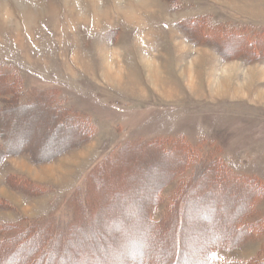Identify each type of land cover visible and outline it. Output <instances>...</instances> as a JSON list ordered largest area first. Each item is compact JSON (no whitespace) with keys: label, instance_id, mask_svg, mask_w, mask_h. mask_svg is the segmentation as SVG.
<instances>
[{"label":"rangeland","instance_id":"374dc122","mask_svg":"<svg viewBox=\"0 0 264 264\" xmlns=\"http://www.w3.org/2000/svg\"><path fill=\"white\" fill-rule=\"evenodd\" d=\"M146 60L156 73H148ZM0 70L20 79L23 94L53 91L49 103L75 112L85 128L81 133L82 126L73 123L59 130L58 120L42 105L45 119L29 107L3 118L0 226L21 218L64 217L70 192L126 142L180 139L202 156L211 152L234 176L200 170L190 186V199L199 196L194 202L198 208L184 214L182 232L191 241H183L181 255L188 264H199L202 247L216 240V231L228 234L230 220L244 208L252 209L249 199L255 189L250 180L264 186V0H0ZM43 98L37 103H44ZM24 146L27 151L19 149ZM125 156V166L105 170L100 185L90 189L96 193H90V205L107 208L108 216L99 210L86 237L76 232L63 253L66 259L61 257L58 264H81L67 254L80 257L79 248L96 254L98 248L88 249L95 241H100L106 261L126 264L139 256L123 254L124 248L149 242L138 229L143 224L138 202L150 196L153 179L126 181V173L147 170L137 163L144 154ZM191 168L162 188L152 218L160 216L176 182L187 179ZM7 180L17 188L11 189ZM121 189L133 193L110 197ZM212 196L217 198L208 203ZM121 200L135 208L109 211L112 202ZM254 206V214L243 222H258L264 230V196ZM112 214L129 221L110 223ZM249 230L232 247L212 250V258L240 264L264 260V232ZM125 236L129 240L121 241ZM152 249L156 255L168 244L163 248L157 239ZM14 261L1 259L0 264Z\"/></svg>","mask_w":264,"mask_h":264},{"label":"trees","instance_id":"16d2710c","mask_svg":"<svg viewBox=\"0 0 264 264\" xmlns=\"http://www.w3.org/2000/svg\"><path fill=\"white\" fill-rule=\"evenodd\" d=\"M19 83L20 79H16L15 75L12 77L8 73L0 70V99L3 100L0 105V135L3 138L5 136V133L2 129V123L4 122L3 118L16 116V108L26 109L29 107L35 113L36 111L40 110L39 108L41 107H39V105L44 106L50 116L52 115L56 120H58L60 124L58 127L59 130H62L60 128H63L61 126L64 125V127L67 128L70 125H73V123L76 127L82 126L80 124V120L77 119L78 117L75 116V112L70 113L66 108H58L53 106L52 103H49V101L54 99L55 93L53 91H47L48 93H43L36 91L35 89L26 91L25 94H23L24 91L20 89ZM42 95H44V103H37V100H39ZM82 128L83 130L81 133L85 131L83 126ZM3 142L6 145L4 139ZM19 149L27 151L28 147L24 146V148L20 147ZM134 151L139 152L141 155H145L142 160L138 161L137 163L138 167L141 168V165L144 170H147V173H139L135 171L128 172L123 176V178L126 181H128L127 178H130V181L133 184H135L136 180L145 179L146 182L148 181V178L149 180L153 179V185L150 189V196L145 200L142 198L138 202L143 218L141 221L143 223L142 227H139L138 229L144 233L142 236H149V242L142 245L135 244L134 246L133 238L131 241L133 245H130L131 247L124 248L122 253H126L128 255L136 254L139 257L133 261H129L126 264H188V262L182 260L183 258L181 251L183 241L191 240L182 232V225L184 221V214L193 210H197L198 207L194 206V202L199 199V196L197 195L196 197H191L190 199L189 195L192 194L190 186L198 178L200 170H206L221 175L225 174L231 178L234 176L228 170V168L223 163L218 161V158L211 152L208 151L204 156H202L197 151V149L194 147H189L184 141L180 139L169 140L163 138H153L140 142H126L117 150V153L114 156L106 157L105 159L98 162L86 174L82 184L74 188L65 199V203L63 205L64 217L59 215H49L36 219L21 218L19 221H17V223L1 225L0 260L5 259L6 261H10L14 259V264H58L57 261L63 257V253H65L67 249L66 244L68 241L72 240L76 232H79V235L81 234L80 236L84 234L82 237H86V235H88L87 230L92 229V225L95 223L93 219L96 218L95 216H97L99 210L102 214H106L108 216L107 208L105 210L102 209L101 206L98 207V203L94 204L96 206L90 205V193L91 195L96 194L95 192L90 191V189L92 187L97 188V185H100L99 176H102V173L105 170L118 169L125 166L127 161H129V157L125 155L134 154ZM170 154H173L174 156L170 157ZM157 159H160V164L156 163ZM137 163L135 165H137ZM190 165L192 166L190 175L183 181L179 180L180 178L178 179L176 182V188L171 195V198H169V201L164 206L160 216L157 219L152 218L151 214L153 213L155 206L160 203V192L162 188L172 181L174 177H180L183 175L185 170ZM168 168L169 170H167ZM163 170H167V172L161 176V172L163 173ZM237 178L240 180V182H242V180H246L239 177ZM24 180L25 179H21L22 182ZM250 181L254 187L253 189H255L254 191L252 190V194L249 199V201L253 203L252 209L251 207H248L247 209L244 208L236 217L230 220L229 224H232V228L229 229L228 234H225L222 230L216 231L218 234L216 240H212L202 247V262L199 263V260V264H240L237 261L228 262L214 259L211 256L212 250H214L216 247H232L236 242H240V238L245 237L246 232L248 233L249 229L252 234L254 232H264L263 227L260 226L258 222H243V218L245 216L251 212L254 214L256 211L254 206L256 200L264 196V186L259 185L257 181L252 179ZM5 183L9 185L11 189L17 188L9 180H7ZM23 183L24 185L26 184L25 182ZM29 183L31 186H34L32 185L33 183ZM132 189H136V187H133ZM39 193L40 191L37 190V192L34 194ZM132 193L133 192L130 191V189H121L116 190L110 197L112 199H123L125 197L127 198L131 196ZM28 195L32 194L28 193ZM188 197L192 203H188L190 200L186 201ZM216 198V196H212L207 201L209 203ZM130 204L123 202L122 200L118 202H112L110 204V206L112 205L110 210L112 211L114 208H123L124 210H127L124 207H128L130 211H132L135 207ZM89 205L90 209L86 210ZM200 209L207 210L205 206H201ZM92 217L94 218L92 219ZM109 218L110 223H117L118 225L125 224V222L129 221L127 220L129 218L126 219L119 216L116 217L115 215H111ZM74 221L77 223L71 224ZM65 232L66 234L63 235ZM168 233L173 234L169 239L165 240L164 238H158L161 235L164 236V234ZM99 234L101 236V231ZM129 236L121 237L122 241H128ZM227 236H230V239H227ZM157 239H159L163 248H166V245L168 244V249H166V251L159 250L156 255H153V243L157 242ZM94 243L95 244L93 246H88V249L93 251L94 249L98 248V252H95L96 254L86 255L87 253L84 252L85 250L79 248L78 252L83 255L79 257V254H68L70 256H68L70 261H79L81 264H113V261H106L107 254L106 256L105 254H102V252L105 251H102V249L99 250L101 246L100 241H95ZM17 254H22V256L16 258L18 256ZM63 264H67V262L64 260ZM241 264H264V260H248Z\"/></svg>","mask_w":264,"mask_h":264},{"label":"bare ground","instance_id":"6f19581e","mask_svg":"<svg viewBox=\"0 0 264 264\" xmlns=\"http://www.w3.org/2000/svg\"><path fill=\"white\" fill-rule=\"evenodd\" d=\"M222 41V40H221ZM144 64H145V67L147 68V71H148V73H151V74H153V73H156V72H153L154 70L152 69V66H151V64H150V62L148 61V60H146V61H144ZM189 70V69H188ZM189 72H190V70H189ZM192 72H193V69H192ZM183 73V72H182ZM185 74V73H184ZM190 74H189V78H190ZM195 76V75H194ZM222 76V75H221ZM185 77V76H184ZM193 77V76H192ZM191 77V78H192ZM193 80H194V78H193ZM191 83V82H190ZM192 88V87H191ZM262 90V89H261ZM241 91V90H240ZM263 97H264V95L262 96V99H263ZM261 99V100H262ZM12 108V107H11ZM41 111H39V114H40V118H42V119H45V117H46V115H44V113H43V111H42V114L40 113ZM36 114H38V112L37 113H35V115ZM37 116V115H36ZM39 116V115H38ZM55 118V117H54ZM39 123H40V121H39ZM43 124V123H42ZM51 127H52V124H51ZM53 128V127H52ZM55 129V128H54ZM67 130V129H66ZM75 130V129H74ZM35 131V130H34ZM34 135V134H33ZM31 138H32V136H31ZM63 144V143H62ZM41 148V147H40ZM34 149V148H33ZM37 150V149H36ZM134 152H136V151H134ZM36 153V152H35ZM132 153V152H131ZM152 166H153V164H152ZM162 175V174H161ZM160 180H161V178H160ZM158 182H159V180H158ZM209 186V185H208ZM222 186V185H221ZM223 187V186H222ZM221 187V188H222ZM222 190V189H221ZM128 192V191H127ZM237 192V191H236ZM235 192V193H236ZM238 193V192H237ZM233 194H234V192H233ZM232 195V194H231ZM236 195V194H235ZM236 196H238V194L236 195ZM231 197V196H230ZM126 198V197H125ZM232 199H233V197H232ZM237 199H239V198H237L236 197V201H235V199H234V201L235 202H237L238 200ZM230 200V199H229ZM118 202V201H117ZM203 202V201H202ZM201 202V203H202ZM208 202V201H207ZM220 202H221V200H220ZM227 202V201H226ZM232 202V201H231ZM192 203V202H191ZM211 203V202H210ZM227 203H229V202H227ZM130 204V203H129ZM196 204V203H195ZM222 204V203H221ZM220 205V204H219ZM114 206V205H113ZM209 206V205H208ZM225 206V205H224ZM227 206V205H226ZM235 206V205H234ZM116 207V206H115ZM221 209H223V208H221ZM225 209H226V207H225ZM230 209V208H229ZM213 210V209H212ZM220 210V209H219ZM109 211H111V210H109ZM191 211V210H190ZM196 211V210H195ZM202 211H203V209H202ZM223 211V210H222ZM108 212V211H107ZM206 212V211H205ZM221 212V211H220ZM247 212V211H246ZM113 215V214H112ZM111 216V215H110ZM193 216V215H192ZM198 217V216H197ZM194 218V217H193ZM110 219V218H109ZM218 222V221H217ZM109 223V222H108ZM112 223V222H111ZM222 223V222H221ZM114 224V223H113ZM126 224H127V222H126ZM125 224V225H126ZM217 225V224H216ZM195 227V226H194ZM79 228H83V227H79ZM204 228V227H203ZM217 229V228H216ZM215 229V230H216ZM186 230V229H185ZM205 230V229H204ZM191 231V230H190ZM214 231V230H213ZM203 232V231H202ZM86 233V232H85ZM186 233V232H185ZM78 234V233H77ZM216 234V233H215ZM81 235V234H80ZM84 235V234H83ZM82 235V236H83ZM89 235H91V234H89ZM93 235V234H92ZM198 235V234H197ZM208 235V234H207ZM97 236V235H96ZM193 236V235H192ZM79 237V236H78ZM85 237V236H84ZM143 237V236H142ZM74 238V237H73ZM189 238V237H188ZM76 239V238H75ZM69 240V239H68ZM102 240V239H101ZM126 240H127V238H126ZM76 241V240H75ZM79 241V240H78ZM122 241V240H121ZM69 242V241H68ZM72 242V241H71ZM74 242V241H73ZM72 244V243H71ZM120 244V243H119ZM66 245H68V244H66ZM79 245V244H78ZM73 246H74V244H73ZM135 246V245H134ZM187 246V245H186ZM137 247V246H136ZM112 248V247H111ZM116 248V247H115ZM189 248V247H188ZM117 249H119V248H117ZM110 251V250H109ZM118 251V250H117ZM185 251V250H184ZM59 252V251H58ZM64 252V251H63ZM113 253H114V251H112ZM111 252V253H112ZM121 252V251H120ZM56 253V252H55ZM62 253V252H61ZM118 253V252H117ZM57 254V253H56ZM68 255V254H67ZM119 255V254H118ZM61 256V255H60ZM106 256V255H105ZM184 256V255H183ZM57 257V256H56ZM64 257V256H63ZM67 257V256H66ZM70 257V256H69ZM118 257V256H117ZM55 258V257H54ZM72 258V257H71ZM64 259H65V257H64ZM83 259V258H82ZM118 259V258H117ZM52 260V259H51ZM121 262H122V260H121ZM118 263H120V262H118Z\"/></svg>","mask_w":264,"mask_h":264}]
</instances>
